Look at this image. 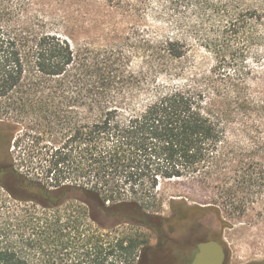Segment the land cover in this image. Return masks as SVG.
<instances>
[{
	"label": "trees",
	"instance_id": "obj_1",
	"mask_svg": "<svg viewBox=\"0 0 264 264\" xmlns=\"http://www.w3.org/2000/svg\"><path fill=\"white\" fill-rule=\"evenodd\" d=\"M0 122V264H142L169 182L264 218V0H0Z\"/></svg>",
	"mask_w": 264,
	"mask_h": 264
},
{
	"label": "rangeland",
	"instance_id": "obj_2",
	"mask_svg": "<svg viewBox=\"0 0 264 264\" xmlns=\"http://www.w3.org/2000/svg\"><path fill=\"white\" fill-rule=\"evenodd\" d=\"M7 133V126L0 122V166L10 160L15 169L22 171L13 144L10 159L7 156ZM1 179L17 197H27L21 194L12 180L5 177ZM157 190L159 197L155 202H161V207L155 213L148 214L150 226L137 229L147 241L140 252L142 264H185L181 254L193 249L189 250L184 246L187 243L209 240H215L223 247L224 264H255L260 261H263L260 264H264L263 217H258L255 213L240 219L226 217L228 224L225 226L213 212L203 210L209 200L199 192L196 185L186 181L169 182L162 184ZM176 194L184 196H170ZM196 205L201 210L194 208ZM116 221L113 217L100 218L104 227L114 225ZM125 228L130 232L136 230L128 225L123 226ZM120 233L121 229L118 228L117 235ZM167 248L172 254H168Z\"/></svg>",
	"mask_w": 264,
	"mask_h": 264
},
{
	"label": "water",
	"instance_id": "obj_3",
	"mask_svg": "<svg viewBox=\"0 0 264 264\" xmlns=\"http://www.w3.org/2000/svg\"><path fill=\"white\" fill-rule=\"evenodd\" d=\"M225 254L215 240L203 241L198 245V252L191 264H223Z\"/></svg>",
	"mask_w": 264,
	"mask_h": 264
},
{
	"label": "flooded vegetation",
	"instance_id": "obj_4",
	"mask_svg": "<svg viewBox=\"0 0 264 264\" xmlns=\"http://www.w3.org/2000/svg\"><path fill=\"white\" fill-rule=\"evenodd\" d=\"M1 178H2V173H0V180H1ZM200 242H203V241H200ZM200 242H198V243H187L185 246H184V248L185 247H187V248H189V250L190 249H193V250H190V251H188V250H184V251H188V252H184V253H182L181 255H182V257L184 258L183 260L185 261V264H191L192 263V261L194 260V258H195V255H196V253L198 252V245L200 244ZM164 244H168L169 245V243H164ZM222 247V246H221ZM186 248V249H187ZM223 248V247H222ZM167 251H168V254H172V252H170L169 250H168V248H167ZM224 251V250H223ZM224 254H225V252H224ZM225 260V259H224ZM261 262H263V261H260V262H257V263H255V264H260ZM223 264H224V262H223ZM249 264V263H248Z\"/></svg>",
	"mask_w": 264,
	"mask_h": 264
}]
</instances>
